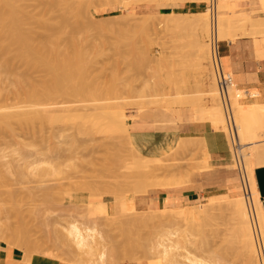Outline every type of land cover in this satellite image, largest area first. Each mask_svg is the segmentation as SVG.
<instances>
[{"label": "rangeland", "instance_id": "rangeland-1", "mask_svg": "<svg viewBox=\"0 0 264 264\" xmlns=\"http://www.w3.org/2000/svg\"><path fill=\"white\" fill-rule=\"evenodd\" d=\"M26 1L27 2L23 1L25 2V6L22 3V7H25V9L27 7V11L29 9V12L31 13H39L38 17L41 15L43 17V15L48 13L46 17L49 16L50 23V17H53L54 26H52V23L48 26L50 23L44 21L47 23L46 26L53 28V33L55 31L57 32V29L62 30L58 32L60 35L57 33L54 35V37H56L54 40L58 39L57 42L59 41V43H61V46L56 47L60 48L57 49V51L59 55L62 54L65 56L64 53L67 52L65 50L68 48L70 54H68L67 58L69 60L70 58L72 59L70 61L67 60V58H65V61L58 60L61 65L65 64L62 68L68 67V69L71 70L70 73H72V68L74 66L75 68H79L76 66H79L80 64L84 65V67L86 66V77L84 75H82L84 78L81 77L85 82V85H83L84 83L82 82L83 89L84 86H87V83L91 84L88 86L94 88L90 92L85 91L86 94L84 92L82 93L83 89L80 90V92H74L73 90L75 88L73 90L71 89V91L65 89L64 92V88L66 87L64 84L65 87L62 89L63 94L60 93L55 96L53 94V105L58 108V111H56L57 109L53 106L55 112L53 111L54 125L51 124L52 128L50 127L51 125L43 124L46 123L45 121H47V119H44V122L40 120L43 122V125H41V123L40 125H35L37 120L34 122L35 124L32 123L34 124L33 126L31 122H29L28 125L27 123H20L19 121L22 120L21 122H23L24 118L20 119V116L15 117L13 115L17 116L20 111H25L27 109L32 110L35 107L32 108L31 106H26L28 104L25 102L24 97L26 96L25 92L27 91V88H24L23 86L22 90L21 86L17 87L19 86L18 82H20L23 77L30 76L29 78H31V81H35L34 83H36L41 79H46V76L48 75H46L47 73H44L45 71L43 68L41 69V67H37V69H35V67H33L34 69H31V67L27 68V64L22 60H15V62L11 64L13 67L10 66L8 68L9 70L7 69L8 71H6V68L2 66V61H0V76H6L5 78L0 77V113L6 114V111H8L7 114L12 116L10 118V120L12 119L10 126L3 124V126L1 125L0 127V226L3 231L0 230V237L7 241L11 240L12 243L19 244L21 247L20 239H16V242H14V238H16L17 235H14L13 237L14 241H12L11 238L15 233L12 229L18 230L21 226L20 224H23L26 226V229L28 228L27 231L29 235L27 234V236H29V238L28 240L26 238L27 243H23L24 239L22 238L23 240L21 243L30 252L32 251V255L40 254L51 258H57L59 260L69 261L74 264H117L127 261L140 262L142 264H193L190 259H196L203 264L250 263L252 253L250 254L249 250L245 252L242 245H240L237 222L232 215L234 203L237 199H246V194L248 195V189L246 190L243 185L246 173L242 171V174H238V170L235 169L237 167L235 165L237 161L236 159L240 157L239 160H241V158L245 156L243 153L246 151L240 153L238 150L240 145L235 148L232 146L231 140H229L230 137L228 136L229 133L227 132L228 128H226L227 123L225 116L224 125H222L223 127H216L210 122L205 108L215 103L212 100V94L209 92L212 89L213 84L214 86L216 85L215 74H212L214 77L211 76L214 79L210 78L212 73L210 70L213 71L210 62L211 53L209 52V49H206V52L204 51L205 58L202 59L199 58L200 56H204L202 52L200 54H194L198 47L200 49L201 45L210 42L209 35L211 36V32H209L208 35L203 34L204 36L201 35V33H203L201 28V32H198L197 35L194 33L195 36L192 32L190 33L189 29H182L183 31L179 30L180 33L177 32L178 30L164 32L163 29L159 30L160 28L156 25L157 29H154L155 27L153 24V27L151 24L147 27L149 30L145 27L137 28L138 26L135 27L134 25V28H131L132 24L129 26L128 24L130 22H127L128 19L131 18L130 16H132V18L136 16L137 18H140L144 15L152 16V19L151 17L149 18L151 20H156L159 17L156 15H160V13H136L134 10L130 9V7L135 4L127 8H122L118 12L111 13L106 12L104 9H99L97 0H91V2L90 0H83L82 2L80 0ZM111 1L122 7V2L125 0ZM205 1L208 2L209 0ZM53 2H56V4L54 5ZM28 4L30 5L28 6ZM71 5H76L75 7L77 9L73 7L75 8L73 10L74 12L71 11L73 9L71 8ZM78 9L81 12H78ZM48 10H50V13ZM75 10L78 13L75 12ZM256 11L257 9H253L252 12ZM123 17L128 18L125 19ZM207 17L211 18L210 13H208ZM47 19L48 18L45 20ZM208 20L211 22V19ZM30 23V25H34L33 21ZM43 26L44 28H47L45 24ZM39 27L40 29H37L38 35L36 34L37 39H41L48 33V31L50 32V29L52 33V28L47 29L48 31L46 33V29L44 32L43 29L41 30L43 27L41 25ZM230 27L231 29H229V31L232 32V34H237L234 35V40L239 37H246L252 41L254 36L264 37V33H258L259 35L248 33L243 36L240 34V36L238 34L240 31L236 26ZM111 31H113V34H111ZM56 34L60 37L57 38L58 36ZM137 34H139V36ZM101 36L102 38H100ZM206 36L208 37L206 38ZM196 38L198 39L197 42ZM128 40H130V42ZM106 41L109 44L108 46ZM179 41L181 43L186 42L185 44L188 45L186 46L183 43V46ZM73 42L76 44H73ZM195 42H199L198 44L200 46H197ZM101 43L102 45H100ZM221 43L220 46L223 53L225 45ZM58 44L56 43L55 45ZM175 44L176 46H174ZM105 45L106 47H104ZM207 45L202 47L204 48L203 50H205L206 47L209 48L210 45ZM77 46H79L78 50L76 48ZM182 46L184 48H182ZM96 49L101 51H97ZM185 49L186 52H184ZM70 50H72V52ZM79 50L80 55L78 53ZM83 50L86 52L83 53L84 55L82 56L81 54ZM255 52V55L259 57L260 50L256 51L255 49ZM206 53L209 54L208 57H206ZM71 54H74V57H72ZM70 55L71 57L69 58ZM172 55L176 59H174ZM75 60H79L80 64L77 65ZM58 61L56 62L58 63ZM63 61L66 62L67 65L66 63H63ZM81 61L83 63H81ZM84 61H86V63L88 62L89 65H85ZM174 61L177 62L174 63ZM243 61L249 63V61L258 62L259 60ZM54 62L55 60L53 63ZM57 63L56 65H53L58 68L60 64L57 66ZM197 64L199 65L197 66ZM84 67L81 66V69ZM68 69H65L64 71L66 72ZM12 70H14L13 74L10 72ZM228 70L233 73L234 84L236 81L235 72L232 69ZM247 70H250V67ZM254 70H256V68H254ZM76 71L79 72L78 69ZM65 72H62V74L64 75ZM70 73L68 75H70ZM73 73L75 74V72ZM20 76L23 77L21 78ZM75 76H77V74L71 75L73 79ZM65 77H67V75ZM71 77H69V79H71ZM79 77L80 76H78V79L76 77V79L79 80ZM18 78H20V81H17ZM130 78L132 80L131 83ZM133 78H135V80ZM53 79H55V77ZM73 79L71 80V82L73 81V87L74 85L75 87L79 86L81 80L76 82L77 80L75 81V79ZM26 80L28 79L25 78V81ZM213 80H215V82ZM28 81H30V79ZM54 81L55 80H53V82ZM251 81L252 80L237 84V87L242 89V92H245V94L242 93L240 95L241 97H238L239 102L243 104L250 102H264L262 90L256 88L255 85L250 84ZM21 83L24 82L21 81L20 85H25ZM25 83V86H27V81ZM121 83L123 85H121ZM67 84L71 86L70 80L66 85ZM215 87H217V85ZM24 89L26 91H24ZM77 89L79 88L77 87ZM66 90L68 91L67 93ZM17 92H20L21 95ZM250 92L257 93V95L251 97V95H249ZM22 93L25 94V96ZM72 93L74 95L77 94V97ZM143 94H145V96H143ZM19 95L20 98L18 97ZM178 96H187L186 98L189 99H177ZM151 99H153V101ZM54 101L55 103L57 102V104H54ZM220 104L223 109L221 99ZM105 105L108 106L105 107ZM186 105L193 106L196 113V119H207L211 123L213 130L226 142V146L231 155V161L228 167L235 172L233 178L234 189H231L227 193L213 194L215 197L219 198L220 207L218 205L212 213H206L205 216H199V219L197 218L198 220H195L196 218H194L193 220L195 221L191 220L188 222L187 219L190 218V216L184 217L181 212V207L163 206L155 208L154 206H148L145 208H135L139 214L136 215L137 213L134 214L132 209L129 210L134 205L133 197L146 194L156 188L171 187H159L156 186V184L169 183L174 176H178L179 179H181L180 177H183L189 180L191 173L207 168L206 155L204 154L208 153L209 150L204 139L188 137L181 139L177 147L172 148L169 153L162 157H147L139 152L133 145L132 141L127 139L125 135L120 132L117 124L114 122L115 118L121 115V113L123 115L125 113L126 116H124L126 117V121L128 125H130L129 120L132 115L143 109L175 110ZM66 106L71 108H64ZM232 106L234 107L233 112L236 114L237 109L234 105ZM65 109L73 110L64 112ZM78 114H81L79 118L77 117L79 116ZM75 116L78 118L77 120H79L81 116L83 120L84 116V120L87 119V121L85 120L86 122H81V119V121H77L75 120ZM17 118H19V120ZM40 121L37 122L39 123ZM260 138H264V133H261ZM230 148H233V152ZM235 149H237V155ZM257 163V161L254 162L256 166L255 174L258 168L264 167L257 166ZM183 180L185 182L180 180L181 183L179 185L186 183V180ZM208 198L209 196L204 197L202 200L193 203L190 207H198V204L201 203L203 205L207 204L209 203ZM262 201L264 202V198ZM92 202H96V204H94L97 207L99 203H102L101 205L105 208H102V206L99 205L100 208L98 209ZM174 211L177 213L176 215L172 213ZM140 212H142L145 218V225L143 224L144 222H142V225L140 224L142 219L140 217L139 220V216L141 215ZM178 213L180 214V217L178 216ZM207 214L210 217H208ZM134 217H138L137 220L140 222L137 220L135 222H133L134 220L130 221ZM5 223L6 225L8 224L5 226L6 229L4 228ZM73 223H76V225L84 229L91 228L97 233L99 243L96 241L93 244L95 246H93L92 252V249H88L90 252L83 253L84 250L78 248L76 242L73 243L74 241L70 239L69 229H71ZM2 224L4 225L2 226ZM138 224H140V227ZM134 225L138 227H135ZM7 227H11V229L7 230ZM141 232L143 233L141 234ZM146 236H149L148 239ZM133 237L139 241H136ZM19 238L21 237L19 236ZM128 241H130V243ZM176 241L178 242L177 246L172 247L175 256L172 258H170L169 255L165 256V253L163 252L165 246ZM255 241L254 245L257 246L255 248L258 249L259 246ZM143 242L144 244L146 243L145 246ZM123 243L125 245H123ZM116 246H119L117 250L115 249ZM263 246L264 244L261 248H263ZM138 247L140 249L144 248V250H140ZM120 248L121 253L119 250ZM85 250L87 251V249ZM29 251L25 252V256L28 255L27 258L32 256H29ZM103 252H105L104 262L100 261ZM112 254H118L120 256L113 257ZM79 255L83 256L82 260H80ZM260 263L261 262H259V264Z\"/></svg>", "mask_w": 264, "mask_h": 264}, {"label": "bare ground", "instance_id": "bare-ground-1", "mask_svg": "<svg viewBox=\"0 0 264 264\" xmlns=\"http://www.w3.org/2000/svg\"><path fill=\"white\" fill-rule=\"evenodd\" d=\"M23 1H25V2H27L26 0H0V61H2V66L4 67V68H6L5 70L6 71H8L9 69V67L11 66V64H13L14 62H15V60H22L23 62H25V64H27V68L29 67H31V69L33 68V67H35V69H37V67L38 68H40L41 67V69L43 68L44 69V73L46 74V75H48V76H46L45 78L46 79H41L42 80V82H41V80L40 81H37L38 83H39V85H38V83L36 84V83H34L33 81H31V78H29V77H25L26 79H30V81H28V80H26L27 81V86H25L26 85V81H25V78L23 77V76H20L21 78H22V82H24V83H21V84H25V85H20V78H18V80L17 81H20V82H18L19 83V86H17V87H20L21 86V89L23 90V86H24V88L26 87L27 89V91L24 89V91H26L25 93H26V96H25V94H23L25 97V102H27V104L28 105H26V106H31L32 108H34V109H32V110H25V111H20V113L19 114H17V116L16 115H13V116H15V117H19L20 116V119H23L24 121H27V122H21L22 120H20L19 122L20 123H24V124H26L27 123V125H28V123L29 122H31V124L32 123H34L36 120L37 121H40V120H46L47 119V121H45L46 123H43L42 121H40L39 123L36 121L34 124L35 125H40V123H41V125H51V124H53L54 125V122H53V111H54V109H53V94H54V96L55 95H57V94H60V93H62L63 94V92H62V89H63V87H65L64 88V92H65V89H68L69 91H71V89L73 90L74 88L75 89H77V87L79 88V89H77V90H73L74 92H76L77 93V91H79L80 92V90H82L83 89V85H85V82H84V79H81V77H82V75H84L85 76V73L87 72H85V67H84V65H81L80 63H79V60L77 61V60H75V62H76V64L77 65H79V66H76V67H79V68H75V66L72 68L73 69V72H75V74L73 73H70V69H68V67L67 66H65V67H67V68H62V66H64L65 64H63V65H61L60 64V61H58V60H66L65 58H67L68 57V54H70L69 53V51H68V48H66V50L65 51H67V52H62V53H64L65 54V56H63L62 54H61V50L59 51L60 52V54L63 56V58H62V56L61 55H59V53H58V51H57V49H60V48H56V47H59V46H61V43H59V41L57 42V40H54L56 37H54V35H55V33H57L58 35H60L58 32H60V31H62V30H58L57 29V32L55 31L54 33H53V28L52 27H48V26H50L51 25V23L53 24V17H50L51 18V23L49 22V16H47L46 17V15L48 14L47 12V14L46 15H43V17H42V15L40 16V17H38V15H39V13H37V14H35V13H31V12H29L30 10L28 9V11H27V7H26V9H25V7L23 8L22 6L24 5V3L25 2H23ZM29 1V0H28ZM33 1V0H32ZM35 1V0H34ZM50 1V0H49ZM53 1H56V0H53ZM63 1H66V0H63ZM72 1V0H71ZM81 2L83 1V0H80ZM85 1V0H84ZM89 1V0H88ZM144 2L145 0H125L124 2H122L123 4H122V7L121 8H127V7H129V6H132L133 4H137V3H140V2ZM154 1V0H153ZM175 1H179V0H175ZM30 2H31V0H30ZM68 2V1H67ZM80 2V3H81ZM90 2H91V0H90ZM142 2V3H143ZM261 5H262V7H264V0H261ZM22 3H23V5H22ZM37 3V2H36ZM40 3V2H39ZM59 3H61V2H59ZM70 3V2H69ZM68 3V4H69ZM30 4H32V3H30ZM30 4H28V6L30 5ZM47 4V3H46ZM53 4L55 5L56 4V2H53ZM62 4V3H61ZM65 4V3H64ZM33 5V4H32ZM31 5V6H32ZM35 5V4H34ZM59 5V4H58ZM63 5V4H62ZM61 5V6H62ZM66 5V4H65ZM64 5V6H65ZM82 5V4H81ZM80 5V6H81ZM88 5V4H87ZM25 6V5H24ZM63 6V7H64ZM76 6V5H75ZM75 6H72L71 5V8H73V7H75ZM78 6V5H77ZM79 6V7H80ZM35 7H37V6H35ZM78 7V8H79ZM50 8V7H49ZM55 8V7H54ZM65 8V7H64ZM70 8V7H69ZM76 8V7H75ZM75 8H73L71 11H73ZM77 9V8H76ZM34 10H35V8H34ZM45 10H46V8H45ZM52 10V9H51ZM82 10V9H81ZM86 10V9H85ZM133 10V9H132ZM49 11V13H50V10H48ZM54 11V10H53ZM64 11V10H63ZM68 11V10H67ZM80 10L78 9V12H79ZM208 11V12H207ZM207 11H204V12H201V13H198V14H176V13H170V14H160V15H156V16H159L157 19H156V17H155V19L156 20H151L152 19V16H141L140 18H137V16L136 17H133L132 18V16H130L131 18H129L128 19V21L127 22H130L128 25L130 26L131 24H132V27L131 28H134L133 27V25L136 27V26H138L137 28H142V27H145L146 29H148L147 27H149V25L151 24V26L153 27V25H154V29H157L156 28V26L157 27H159L160 29L159 30H161V29H163L164 30V32L165 31H168L169 32V30H170V32H173V30H178L177 32H179L180 33V31L179 30H182V29H189L190 30V33L192 32L193 33V35L195 36V34L197 35V33L198 32H203V33H201V35H208L209 34V32H211L212 31V23L210 22V20H208V19H211V18H208L207 17V15H208V13H210V11H209V9L207 10ZM231 11H234V12H231ZM247 10H243V11H236L235 10V8H234V4L232 3V2H230L229 4H221V3H218V0H217V23H216V30H217V37H218V40L219 41H221V40H223V39H226V38H231V39H235V36L234 35H237V34H232V32H230L229 31V29H231V27L230 26H236V28H238L239 29V31L240 32H238V34L240 35H246V34H248V33H251V34H254V35H259L258 33H264V16H253L252 15V13H249V15L248 16H242V17H239V18H237V17H234L233 15L234 14H238V13H245ZM74 12V11H73ZM75 12H77L76 10H75ZM77 12V13H78ZM81 12V11H80ZM257 12V11H256ZM72 13V12H71ZM35 14V15H34ZM52 14V13H51ZM57 14V13H56ZM37 15V16H36ZM132 15V14H131ZM203 16V18H202V16ZM51 16V15H50ZM53 16V15H52ZM64 16V15H63ZM139 16V15H138ZM192 16V17H191ZM197 16V17H196ZM200 16V17H199ZM44 18V19H42V18ZM69 17V16H68ZM149 17H151V19L149 18ZM46 18H48L47 20H45ZM123 18H128V17H123ZM67 19V18H66ZM69 19V18H68ZM153 19H154V16H153ZM31 21H33V23H34V25H30L31 23ZM48 22V23H50V24H48V26H46L47 25V23H45V22ZM37 25V27H36V25ZM45 24V26L47 27V28H44V25ZM56 24V23H55ZM64 24V23H63ZM153 24V25H152ZM233 24V25H232ZM42 26L43 28H41V30L43 29V31L45 32V29H46V33H47V29H49V28H52V33H51V29H50V32L48 31V33L47 34H45L41 39H37L36 38V34H37V32H38V30L37 29H40V27L39 26ZM58 25V24H57ZM74 25H75V23H74ZM93 25V24H92ZM156 25V26H155ZM230 25V26H229ZM52 26H54V24L52 25ZM150 26V27H151ZM88 27V26H87ZM74 28V27H73ZM93 28V27H92ZM110 28V27H109ZM200 28H201V31H200ZM232 29H235V28H232ZM56 30V29H55ZM74 30V29H73ZM108 30H110V29H108ZM107 30V31H108ZM149 30V29H148ZM188 30V31H189ZM191 30H193V31H191ZM67 31H69V30H67ZM103 31V30H102ZM139 31V30H138ZM183 31V30H182ZM185 31V30H184ZM231 31H233V30H231ZM98 32V31H97ZM100 32V31H99ZM113 31H111V34H113L112 33ZM67 33V32H66ZM65 33V34H66ZM92 33V32H91ZM96 33V32H95ZM103 33H105V32H103ZM108 33V32H107ZM181 33H183V32H181ZM195 33V34H194ZM237 33V32H236ZM56 34V35H57ZM64 34V35H65ZM93 34V33H92ZM172 34V33H171ZM188 34H189V32H188ZM38 35V34H37ZM57 35V36H58ZM86 35V34H85ZM108 35V34H107ZM138 36H139V34H137ZM184 35V34H183ZM203 35V36H204ZM240 35V36H241ZM176 36H177V34H176ZM186 36V35H185ZM191 36H192V34H191ZM193 36V37H194ZM54 37V38H53ZM60 36H58L57 38H59ZM189 37V36H188ZM208 36H206V38H207ZM237 37V36H236ZM72 38V37H71ZM100 38H102V36L100 37ZM132 38V37H131ZM135 38V37H134ZM181 38V37H180ZM209 38H210V35H209ZM208 38V39H209ZM187 39V38H186ZM192 39V38H191ZM190 39V40H191ZM53 40H54V42H53ZM72 40V39H71ZM73 40H74V38H73ZM81 40V39H80ZM101 40V39H100ZM131 40V39H130ZM130 40H128L129 42H130ZM137 40V39H136ZM180 40V39H179ZM210 40V39H209ZM70 41V40H69ZM82 41V40H81ZM186 41V40H185ZM198 41V39L196 38V42ZM201 41V40H200ZM77 42H78V40H77ZM84 42V41H83ZM87 42V41H86ZM85 42V43H86ZM101 42V41H100ZM105 42V41H104ZM128 42V43H129ZM168 42H170V41H168ZM173 42V41H172ZM180 42V41H179ZM183 42V41H182ZM195 42V43H196ZM208 42V41H207ZM58 44V45H55V44ZM106 43H107V41H106ZM178 43V42H177ZM181 43V42H180ZM184 44L186 43V42H183ZM183 43H181V45H183L184 46V44ZM199 43V42H198ZM198 43H196V45L197 46H200ZM210 43V42H209ZM209 43H207V44H209ZM71 44H72V42H71ZM73 44H76V43H74L73 42ZM82 44V43H81ZM135 44H136V42H135ZM172 44H174V43H172ZM179 44V43H178ZM202 44V43H201ZM206 43L205 44H203V45H201L200 46V49H199V47H198V49H197V51H196V53H194V54H200L201 52H202V54L204 55V56H200V55H198V56H200L199 58H205V52H206V49H209L210 50V44L209 45H207ZM54 45H55V47H54ZM100 45H102V43L100 44ZM109 44L107 43V46H108ZM129 45H130V43H129ZM186 45V44H185ZM188 45V44H187ZM186 45V46H187ZM191 45H193V44H191ZM204 45L206 46H209V48H205V50H203L204 48H202V47H204ZM69 46H70V44H69ZM131 46V45H130ZM129 46V47H130ZM174 46H176V44L174 45ZM182 46V48H184ZM194 46H195V44H194ZM197 46H196V48H197ZM72 47V46H71ZM74 47H75V45H74ZM78 47L79 46H77L76 48H77V50H78ZM81 47V46H80ZM100 47V46H99ZM98 47V48H99ZM104 47H106V45L104 46ZM134 47H135V45H134ZM181 47V46H180ZM75 48V49H76ZM138 48V47H137ZM171 48V47H170ZM195 48V47H194ZM196 48H195V50H196ZM56 49V50H55ZM63 49H65V48H63ZM85 49V48H84ZM100 49V48H99ZM98 49V50H99ZM105 49V48H104ZM109 49V48H108ZM173 49V48H172ZM190 49V48H189ZM193 49V48H192ZM97 50V49H96ZM97 50V51H98ZM105 50H107V49H105ZM180 50H181V48H180ZM199 50V51H198ZM208 50V51H209ZM71 52H72V50H70ZM99 51H101V50H99ZM205 51V52H204ZM86 51H82V56L84 55L83 53H85ZM127 52H128V50H127ZM170 52H172V51H170ZM177 52H179V51H177ZM184 52H186V49L184 50ZM198 52V53H197ZM210 52V51H209ZM79 55H80V50H79ZM77 53V54H78ZM99 53V52H98ZM97 53V54H98ZM131 53V52H130ZM133 53V52H132ZM180 53V52H179ZM188 53V52H187ZM66 54H67V56H66ZM75 54V53H74ZM74 54L72 55V57H74ZM76 54V55H77ZM107 54V53H106ZM178 54V53H177ZM71 55L69 56V58L71 57ZM75 55V56H76ZM87 55H88V53H87ZM102 55V54H101ZM174 55V54H173ZM172 55V56H173ZM178 55H180V54H178ZM186 55V54H185ZM189 55V54H188ZM208 53H206V57H208ZM60 56H61V58H60ZM97 56V55H96ZM118 56V55H117ZM120 56V55H119ZM161 56V55H160ZM183 56V55H182ZM191 56H194V55H191ZM79 57V56H78ZM102 57V56H101ZM104 57H106V56H104ZM187 57H189V56H187ZM83 58V57H82ZM99 58V57H98ZM125 58V57H124ZM133 58V57H132ZM173 58H174V56H173ZM189 58H191V57H189ZM210 58V57H209ZM74 59V58H73ZM89 59V58H88ZM119 59H120V57H119ZM146 59V58H145ZM169 59H170V57H169ZM174 59H176V58H174ZM184 59V58H183ZM182 59V60H183ZM194 59H195V57H194ZM3 60H5V61H3ZM14 60V61H13ZM55 60V62L56 61H58V63H57V66L60 64V66L57 68V67H54L55 65H56V63L54 62L53 63V61ZM67 60H69L68 58H67ZM70 60H72L71 58H70ZM69 60V61H70ZM118 60V59H117ZM129 60V59H128ZM136 60V59H135ZM173 60V59H172ZM181 60V59H180ZM191 60V59H190ZM200 60V59H199ZM63 61V63H66V62H64ZM68 61V62H69ZM62 62V61H61ZM78 62V63H77ZM175 62H177V61H174V63ZM1 63V62H0ZM70 63V62H69ZM73 63V62H72ZM81 63H83L82 61H81ZM91 63V62H90ZM141 63V62H140ZM199 63V62H198ZM53 64H55V65H53ZM84 64L85 65H87L88 64V62L86 63V61H84ZM145 64V63H144ZM144 64H142V65H144ZM66 65H67V63H66ZM72 65V64H71ZM89 65V64H88ZM138 65V64H137ZM136 65V66H137ZM176 65H178V64H176ZM199 64H197V66H198ZM69 66V65H68ZM81 66L82 67H84V68H82L81 69ZM133 66V65H132ZM172 66H173V64H172ZM183 66H184V64H183ZM212 66V65H211ZM11 67H13V66H11ZM61 67V68H60ZM88 67V66H87ZM142 67V66H141ZM144 67V66H143ZM186 67V66H185ZM184 67V68H185ZM1 68V67H0ZM60 68V69H59ZM69 68H71V67H69ZM180 68V67H179ZM212 68V67H211ZM8 69V70H7ZM12 69V68H11ZM34 69V68H33ZM65 69H68V71L66 70V72L64 71ZM78 69V71L80 72H77L76 70ZM81 69V70H80ZM116 69V68H115ZM136 69V68H135ZM139 69V68H138ZM174 69H175V67H174ZM206 69V68H205ZM61 70H63V71H61ZM75 70V71H74ZM83 70H84V72H83ZM118 70V69H117ZM13 71L14 70H12V71H10V72H12V74H13ZM173 71H175V70H173ZM180 71H183V70H180ZM212 73H211V75H210V78H212V77H214V76H212V74L214 75V71H212V70H210ZM62 72L64 73L65 72V74L63 75L62 74ZM114 72H115V70H114ZM140 72V71H139ZM198 72V71H197ZM209 72V71H208ZM32 73V72H31ZM70 73V75H68ZM79 73V74H78ZM116 73V72H115ZM114 73V74H115ZM55 76H54V75ZM77 74V76H75V81L78 79V76H80L79 78V80H81L80 81V85L79 86H76L75 87V85H74V87H73V85H72V82H71V80L73 79L72 77H71V75H76ZM81 74V75H80ZM134 74V73H133ZM208 74V73H207ZM4 75V74H3ZM44 75V74H43ZM67 75V77H65ZM110 75V74H109ZM175 75V74H174ZM5 76V75H4ZM12 76V75H11ZM63 76H64V78H63ZM71 77V79H69V77ZM84 76L82 77V78H84ZM127 76V75H126ZM136 76V75H135ZM212 76V77H211ZM0 77H2V75L0 76ZM6 77V76H5ZM5 77H2V78H5ZM33 77V76H32ZM41 77H43V76H41ZM49 77V78H48ZM55 77V79H53ZM76 77H77V79H76ZM86 77V76H85ZM138 77V76H137ZM207 77H208V75H207ZM1 78V79H2ZM66 78V79H65ZM11 79V78H10ZM9 79V80H10ZM65 81H64V80ZM70 80V83H71V86L69 85V84H67L66 85V83H68L69 82V80ZM73 79V80H74ZM134 80H135V78H133ZM212 79H214V78H212ZM53 80H55L54 82H53ZM79 80H77L76 82H78ZM99 80H101V79H99ZM159 80V79H158ZM68 81V82H67ZM113 81V80H112ZM131 78H130V83H131ZM214 82H215V80H213ZM213 81H211V82H213ZM29 82V83H28ZM31 82V83H30ZM82 82L84 83L83 85H82ZM134 82V81H133ZM54 83V84H53ZM97 83H98V81H97ZM96 83V84H97ZM64 84H65V86H64ZM74 84V83H73ZM113 84V83H112ZM184 84V83H183ZM216 84V83H215ZM77 85V84H76ZM87 86H84V89L82 90V93L84 92L85 93V91L86 92H90V91H92V89L94 88V87H90V86H88V85H91V84H89V83H87L86 84ZM121 85H123L122 83H121ZM212 85V84H211ZM53 86H55V87H53ZM115 86H116V84H115ZM216 86V85H215ZM214 86V84H213V86H212V89L210 90V92L209 93H211L212 94V100L215 102L214 104H212L211 106H209V107H206L205 108V111L208 113V118L210 119V122L214 125V126H216V127H220V126H222V125H224V113H223V110L224 109H222V107H221V104H220V96H219V92H218V90H217V87H215ZM69 87V88H68ZM71 87V88H70ZM82 87V88H81ZM119 87V86H118ZM143 87V86H142ZM14 88V87H13ZM132 88V87H131ZM111 89V88H110ZM116 89V88H115ZM115 89H112V90H115ZM12 90H15V89H12ZM11 90V91H12ZM21 90V91H22ZM55 90V91H54ZM24 91H22V92H24ZM72 91V92H73ZM133 91V90H132ZM152 91V90H151ZM231 92H230V100H231V103H232V105H234L235 106V108L237 109L236 110V114H234V118H235V121H236V123H237V127H238V138H239V144H240V147H239V152L240 153H243V151H246L245 153H243V154H245V156H243V158H241V160H239V158H237L236 160V166L238 167V168H240L242 171H244L245 173H246V177H245V181H246V184H247V189H248V195L246 194V199H244V198H240V199H237V201L234 203V209H233V216H234V219L236 220V222H237V227H238V232H239V240H240V245H242V248H243V250L245 251V252H247L248 250L250 251V254L252 253V257H251V260H250V263H248V264H259V262H261V251H260V248H258V249H256L255 247H257V246H255L254 245V241H255V235H256V233H255V226H254V221H253V219L255 220V222H256V225H257V228H258V231H259V234H260V236H261V239H262V241H263V244H264V211H263V208H262V204H261V201H260V194H261V191H260V188H259V185H258V181H257V177H256V174H255V168H256V166H255V164H254V162L255 161H257L258 163V165L257 166H264V138L263 139H261L260 137H261V133H264V102H250V103H247V104H243V103H240L239 102V99H238V97L242 94V93H244L245 94V92H242V89H239L238 87H237V83L235 82L232 86H231V90H230ZM56 94H55V93ZM68 91L66 90V93H67ZM73 92V93H74ZM78 92V93H79ZM138 92H139V90H138ZM156 92V91H155ZM1 93H2V91H1ZM16 93V92H15ZM18 94H20L21 95V93L20 92H17ZM65 93V94H66ZM71 93V92H70ZM72 93V94H73ZM119 93V92H118ZM151 93V92H150ZM69 94V93H68ZM86 94V93H85ZM155 94V93H154ZM156 94H158V93H156ZM210 94V95H211ZM247 94V93H246ZM251 94H253V96H256L257 95V93H251L250 92V94L249 95H251ZM260 94V93H259ZM20 95L18 96L19 98H20ZM70 95V94H69ZM74 95V94H73ZM76 95V97H77V94H75ZM74 95V96H75ZM133 95V94H132ZM142 95V94H141ZM152 95V94H151ZM202 95V94H201ZM205 95V94H204ZM16 96V95H15ZM78 96H80V95H78ZM143 96H145V94H143ZM4 97H5V95H4ZM62 97V96H61ZM71 97V96H70ZM83 97H85V96H83ZM187 97V96H186ZM185 96L184 97H177V99H180V98H182V99H189V98H186ZM241 97V96H240ZM22 98V97H21ZM57 99V98H56ZM71 99V98H70ZM45 100H50V101H45ZM60 100V99H59ZM152 101H153V99H151ZM23 101V100H22ZM156 101H158V100H156ZM189 101V100H188ZM0 102H1V100H0ZM4 102V101H3ZM24 102V103H25ZM60 102V101H59ZM154 102H155V100H154ZM211 102V101H210ZM209 102V103H210ZM24 103H23V105H24ZM152 103V102H151ZM6 104V103H5ZM21 104V103H20ZM54 104H57V102L55 103V101H54ZM143 104H144V102H143ZM1 105V104H0ZM205 105V104H204ZM7 106H8V104H7ZM12 106V105H11ZM14 106V105H13ZM70 106V105H69ZM106 106H108V105H105V107ZM55 107V106H54ZM12 108V107H11ZM57 110L56 111H58V108L57 107H55ZM64 108H67V109H69V108H71V107H64ZM234 108V107H233ZM5 109H7V108H5ZM4 109V110H5ZM61 109H62V107H61ZM61 109H60V111H61ZM70 110H73V109H70ZM70 110H64V112L65 111H70ZM198 110H199V108H198ZM11 111V110H10ZM63 111V110H62ZM200 111V110H199ZM234 111V110H233ZM7 113H8V111H6ZM22 112V113H21ZM55 112V111H54ZM201 112V111H200ZM2 114V113H0V127H1V125L3 126V124H6V125H8V126H10L11 125V120H10V118L12 117V116H10V114ZM75 114H77V113H75ZM74 114V115H75ZM198 114H200V113H198ZM79 116H77L78 118L80 117V115L81 114H78ZM83 115V114H82ZM124 115L126 116V114L124 113ZM122 113H121V115H119V116H117L116 118H115V123L117 124V126H118V128H119V130H120V132H122L124 135H125V137L127 138V139H130V125H128V123H127V121H126V117L124 116ZM55 116V115H54ZM70 116H72V115H70ZM199 116V115H198ZM198 116H197V118H198ZM78 118H76V116H75V120H77ZM86 118V117H85ZM15 119V118H14ZM18 120H19V118H17ZM26 119V120H25ZM39 119V120H38ZM55 119V118H54ZM81 120H82V116H81V118H80ZM79 119V120H80ZM79 120H77V121H79ZM80 120V121H81ZM86 121H87V119H85ZM84 120V116H83V120L81 121V122H86ZM10 121V122H9ZM55 121V120H54ZM43 123V124H42ZM48 123H50V124H48ZM23 124V125H24ZM30 124V125H31ZM34 124H32V126L34 125ZM84 124V123H83ZM227 125V124H226ZM21 126V125H20ZM24 126H26V125H24ZM23 127V126H22ZM29 127V126H28ZM43 127V126H42ZM41 127V128H42ZM45 127V126H44ZM47 127V126H46ZM51 128H52V125L50 126ZM223 127V126H222ZM38 128L40 129V127L38 126ZM51 128H50V130H51ZM227 128V127H226ZM43 129V128H42ZM221 129H223V128H221ZM9 130V129H8ZM3 131V130H2ZM223 131V130H222ZM224 131H225V129H224ZM10 132H11V130H10ZM39 132H41V131H39ZM43 132V131H42ZM228 132V131H227ZM49 133V132H48ZM226 133V132H225ZM227 136V135H226ZM229 136V135H228ZM47 137V136H46ZM122 137V136H121ZM183 137V136H182ZM123 138V137H122ZM227 138V137H226ZM49 139V138H48ZM227 140H228V138H227ZM230 140V139H229ZM40 141H42V140H40ZM23 143V142H22ZM21 143V144H22ZM42 144V143H41ZM229 144V143H228ZM26 145V144H25ZM114 145V144H113ZM230 146V145H229ZM228 146V147H229ZM256 147H258V148H256ZM23 148V147H22ZM231 149V148H230ZM233 149V148H232ZM232 149H231V151H232ZM50 150V149H49ZM48 150V151H49ZM229 151V150H228ZM233 152V151H232ZM235 153H236V155H237V149H235ZM204 155H206V160H207V164H206V166H207V168H208V166H209V163H208V160H209V158H210V153L208 152V153H205ZM239 155V154H238ZM237 157V156H236ZM2 158V157H1ZM50 158V157H49ZM154 159V158H153ZM204 159V158H203ZM230 159V158H229ZM2 161V160H1ZM201 161V160H200ZM205 162V161H204ZM203 162V163H204ZM3 164V163H2ZM192 164V163H191ZM197 164V163H196ZM260 164V165H259ZM201 167V166H200ZM196 169V168H195ZM208 169H210V168H208ZM41 170V169H40ZM46 170V169H45ZM52 170H53V168H52ZM49 171V170H48ZM45 174V173H44ZM40 175V174H39ZM42 176H43V174H42ZM174 176V175H173ZM178 176H174L173 177V179H172V181L171 182H167V183H159V184H156V186H159V187H165V186H175V185H179L180 183H181V181L180 180H182V181H184L183 179H185L186 180V182H188L189 180L188 179H186V178H183V177H180L181 179H179V177L177 178ZM183 178V179H182ZM185 182V181H184ZM182 185V184H181ZM48 193V192H47ZM47 198V197H46ZM55 199V198H54ZM37 200V199H36ZM219 200V198L218 197H215L214 195H210L209 196V198H208V201H209V203H207V204H198V207H190L189 205H187V206H184V207H181V212H182V214L184 215V217L185 216H190V218H188L187 219V221L188 222H190L191 220L192 221H195V220H198L199 219V216H201V215H204L205 216V214L206 213H212L215 209H216V207L219 205V202H220V200ZM49 202V201H48ZM93 203V202H92ZM95 204H96V202H94ZM93 203V204H94ZM94 204V205H95ZM102 204V203H101ZM100 203H99V205L100 206H102ZM98 205V204H97ZM98 205V207L95 205V207H97L98 209L100 208V206ZM15 206H16V204H15ZM20 206V205H19ZM39 207V206H38ZM219 207H220V205H219ZM102 208H105V207H103L102 206ZM102 208H101V210H102ZM123 209V208H122ZM127 209V208H126ZM133 210L134 211V214L135 213H137L136 215H139L138 214V212L136 211V209H135V206L133 205L129 210ZM104 211V210H103ZM120 211V210H119ZM124 211V210H123ZM100 212V211H99ZM126 212V211H125ZM175 212V211H174ZM174 212H172L173 214H177L176 212L174 213ZM180 212V213H181ZM18 213V212H17ZM118 213V212H117ZM117 213H115V214H117ZM141 213V215L139 216V220H140V217L142 218L141 219V225H142V222H144L143 224L145 225V218H144V216H143V214H142V212H140ZM171 213V214H172ZM221 213V212H220ZM120 214V213H119ZM172 214V215H173ZM181 214V216L183 217V215ZM210 215V214H209ZM224 215V214H223ZM178 216L180 217V214L178 213ZM207 216H208V214H207ZM22 217V216H21ZM108 217V216H107ZM133 217V216H132ZM208 217H210V216H208ZM221 217V216H220ZM135 218V219H134ZM132 220H130V221H133V222H135L137 219H138V217H134ZM194 218H196L195 220H193ZM198 218V219H197ZM216 218H219V217H216ZM213 219H215V218H213ZM222 219V218H221ZM114 220V219H113ZM139 220H137V221H139ZM142 220H144V221H142ZM1 222V221H0ZM23 222V221H22ZM140 222V221H139ZM131 223V222H130ZM138 223V222H137ZM217 223H218V221H217ZM20 224V223H19ZM25 224V223H24ZM120 224V223H119ZM140 224H138L139 225V227H140ZM216 224V223H215ZM1 225V224H0ZM4 224H2V226H3ZM8 225V224H7ZM6 225V223H5V225H4V228L6 229V227L5 226H7ZM12 225V224H11ZM21 226V229H20V227H19V229L18 230H14V229H12V231H14L15 233L13 234V236H12V241H14L13 240V237H14V235H19L21 238H19V236H18V238H17V236H16V238H14L15 239V241L14 242H16V239H20L21 240V242H22V240L24 239V241H23V243L25 242V243H27V240H28V238H29V236H27V234H28V231H27V229H26V226H24L23 224H20ZM144 225H143V227H144ZM135 226V225H134ZM133 226V227H134ZM135 227H138V226H135ZM142 227V228H143ZM219 227V226H218ZM114 228V227H113ZM8 229H11V227H7V230ZM124 229V228H123ZM141 229V228H140ZM0 230L2 231V228H1V226H0ZM144 230V229H143ZM217 230V229H216ZM1 231H0V234H1ZM142 231V230H141ZM146 231V230H145ZM3 232V231H2ZM125 232V231H124ZM136 232V231H135ZM9 233V232H8ZM13 233V232H12ZM126 233V232H125ZM137 233V232H136ZM143 232H141V234H142ZM4 235V234H3ZM29 235V234H28ZM126 235V234H125ZM124 235V236H125ZM149 235V234H148ZM69 236H70V239H72L74 242L73 243H75L76 242V246H78V248H81L82 250H84L83 251V253H88V252H90V250L93 248V246H95V245H93L96 241H98V243H99V239H98V237H97V233H95V231L93 230V229H91V228H86V229H84V228H81L80 226H78V225H76V223L74 224H72L71 225V229H69ZM9 237V236H8ZM66 237V236H65ZM147 237V239H148V237L149 236H146ZM10 238V237H9ZM23 238V239H22ZM26 238H27V240H26ZM64 238V237H63ZM127 238V237H126ZM129 238V237H128ZM136 238H137V236H136ZM136 238L135 237H133V239H135L136 240ZM138 238H139V235H138ZM132 239V240H133ZM142 239V238H141ZM3 240V239H2ZM9 240V239H8ZM139 240H140V238H139ZM139 240H136V241H139ZM145 240H146V238H145ZM238 240V239H237ZM70 241V240H69ZM6 242V241H5ZM9 242H10V244H11V240H9ZM19 242V241H18ZM17 242V243H18ZM20 242V245H21V248L24 250V252H28L29 250L26 248V247H24V245H22V243ZM71 242V241H70ZM129 243H130V241H128ZM146 242V241H145ZM256 242V241H255ZM6 243H8V241L6 242ZM133 243H134V241H133ZM136 243V242H135ZM16 244V243H15ZM66 244V243H65ZM139 244V243H138ZM143 244H144V242H143ZM146 244V243H145ZM145 244H144V246H145ZM177 244H178V242L176 241V242H174V243H171V244H169L168 246L166 245L165 246V249L163 250V252L165 253V256H168L169 255V257L170 258H172V257H174L175 256V253L172 251V247H176L177 246ZM256 244V243H255ZM17 245V244H16ZM56 245V244H55ZM75 245V244H74ZM123 245H125L124 243H123ZM137 245V244H136ZM18 246H19V244H18ZM57 246V245H56ZM121 246H122V244H121ZM120 246V247H121ZM131 246H132V244H131ZM134 246V245H133ZM139 246V245H138ZM67 247V246H66ZM118 247L119 246H116V250L118 249ZM136 247V246H135ZM142 247V246H141ZM139 248V247H138ZM146 248V247H145ZM85 249H87V251L85 250ZM88 249H90L89 251H88ZM140 249V248H139ZM138 249V250H139ZM141 249H143L144 250V248H141ZM140 249V250H141ZM35 250V249H34ZM34 250H33V252H34ZM120 250V253H121V248L119 249ZM93 251V249L91 250V252ZM134 251V250H133ZM30 252V251H29ZM48 252H49V250H48ZM77 252V251H76ZM113 252H115V251H113ZM118 252V251H117ZM116 252V253H117ZM263 252H264V246H263ZM53 253V252H52ZM81 253H82V251H81ZM29 254V253H28ZM51 254V253H50ZM74 254H76V253H74ZM135 254V253H134ZM247 254V253H246ZM26 255H27V253H26ZM30 255H32V251L30 252V254H29V256ZM72 255V254H71ZM86 255V254H85ZM28 256V255H27ZM27 256H26V258H27ZM52 256V255H51ZM80 256V255H79ZM104 256H105V252H103L102 254H101V257H100V261H102V262H104ZM112 256L113 257H119L120 255H118V254H112ZM29 258H31V257H28V259ZM80 260H82V258H83V256L81 255L80 257ZM190 261L193 263V264H203V263H201V262H199L198 260H196V259H190ZM147 264V263H146ZM261 264V263H260Z\"/></svg>", "mask_w": 264, "mask_h": 264}, {"label": "crops", "instance_id": "crops-1", "mask_svg": "<svg viewBox=\"0 0 264 264\" xmlns=\"http://www.w3.org/2000/svg\"><path fill=\"white\" fill-rule=\"evenodd\" d=\"M97 1L99 9H104L106 12H118L122 9L111 0ZM142 2L133 5L130 9L139 14H192L208 9V2L205 0H146ZM230 2L234 4L236 11L247 10L245 13L234 14V17L248 16L249 13L253 16H264L261 0H218L221 4ZM253 9H257V12H252ZM221 42L225 45L222 53L225 68L234 70L235 82L239 84L252 80L250 84L262 90L264 96V37L254 36L252 41L246 37H239L234 41L226 38ZM254 48L256 51L260 50L259 57L255 55ZM243 60L259 61L246 63ZM249 67L250 70H247ZM129 124L130 140L135 148L147 157H162L172 148L177 147L181 139L188 137L204 139L210 153L208 161L210 169L191 173L189 181L182 185L156 188L146 194L133 197L135 208L191 206L204 197L227 193L234 189L235 172L228 167L231 155L226 142L213 130L207 119H196L193 106L186 105L175 110L143 109L132 115ZM262 173L264 175V171ZM238 174H240L239 171ZM260 201L264 211L261 195ZM5 241L7 242L0 237V264H74L40 254H33L28 259L20 246ZM117 264L142 263L127 261Z\"/></svg>", "mask_w": 264, "mask_h": 264}, {"label": "built area", "instance_id": "built-area-1", "mask_svg": "<svg viewBox=\"0 0 264 264\" xmlns=\"http://www.w3.org/2000/svg\"><path fill=\"white\" fill-rule=\"evenodd\" d=\"M208 9L210 11L211 16V23H212V31L210 36V53H211V65L212 69L215 74L216 78V85L218 88L219 96L222 102V106L224 109V115L227 123L228 133L229 137L232 143V146L235 148L239 144V138H238V125L234 118V112H233V106L230 100V88L234 82V76L233 73L230 72L225 68L223 56L221 52V41L218 40L217 37V30H216V23H217V0H209L208 1ZM253 94H251V97ZM240 174H242V170L238 167H236ZM244 188L247 190V184L245 179L243 180ZM254 226H255V238L257 245L260 248L261 251V264H264V252L263 248L261 246L263 245V241L261 239V236L259 234L257 225L255 220Z\"/></svg>", "mask_w": 264, "mask_h": 264}, {"label": "water", "instance_id": "water-1", "mask_svg": "<svg viewBox=\"0 0 264 264\" xmlns=\"http://www.w3.org/2000/svg\"><path fill=\"white\" fill-rule=\"evenodd\" d=\"M257 170H256V174H257V179L259 183V188H260L262 196H264V175L262 173L264 170L261 173H259Z\"/></svg>", "mask_w": 264, "mask_h": 264}, {"label": "trees", "instance_id": "trees-1", "mask_svg": "<svg viewBox=\"0 0 264 264\" xmlns=\"http://www.w3.org/2000/svg\"><path fill=\"white\" fill-rule=\"evenodd\" d=\"M263 170H264V168L262 167V168H258L257 171H258L259 173H261ZM260 195H261V194H260ZM263 198H264V197H262V195H261V200H262ZM262 203H263V201H262ZM263 207H264V205H263Z\"/></svg>", "mask_w": 264, "mask_h": 264}]
</instances>
